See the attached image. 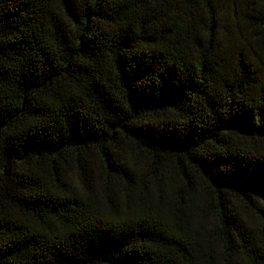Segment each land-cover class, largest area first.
I'll list each match as a JSON object with an SVG mask.
<instances>
[{
    "label": "trees",
    "instance_id": "1",
    "mask_svg": "<svg viewBox=\"0 0 264 264\" xmlns=\"http://www.w3.org/2000/svg\"><path fill=\"white\" fill-rule=\"evenodd\" d=\"M0 264H264V0H0Z\"/></svg>",
    "mask_w": 264,
    "mask_h": 264
}]
</instances>
